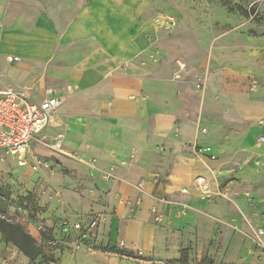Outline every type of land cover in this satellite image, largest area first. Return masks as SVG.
<instances>
[{
    "label": "rangeland",
    "instance_id": "1",
    "mask_svg": "<svg viewBox=\"0 0 264 264\" xmlns=\"http://www.w3.org/2000/svg\"><path fill=\"white\" fill-rule=\"evenodd\" d=\"M36 1L46 12L57 0ZM94 1L63 0L62 29L78 21L80 9ZM5 15H0V21L8 30L12 27L4 26ZM102 24H113L122 43L150 40V47L120 63V72L132 63L151 70L165 65L163 81L175 85L177 98L178 83L183 84L188 115L197 112L203 123L211 120L220 126L210 130L199 126L207 136L190 146L200 161L221 162L227 171L219 190L202 196L215 205L221 203L223 209L218 216L208 210L207 227L186 232V243L175 257L130 254L122 251V239L111 246L105 239L114 219L123 210L132 211L134 202L130 195H119L118 189L126 185L138 191L148 163V173L159 177L169 160L147 161L138 158L136 151L129 157L113 153L112 149H121L111 128L102 125L109 117L97 105L105 101L111 108L114 102L101 90L72 92L63 96L67 101L59 111L60 126L32 141L24 165L12 158L0 163V264H68L78 251L93 254L98 250L106 257L136 264H239L235 250H263L264 236L259 237V232L264 230V142L259 139L264 138V116L244 119L232 106L235 98H242L248 108H264V0H103ZM86 45V39L73 41L62 49L63 61L52 63L51 68L70 71ZM12 50L18 55V48ZM8 54L0 50V82L10 86L20 77L11 76V68L30 60L11 65ZM103 85L109 86L110 81ZM178 123L177 116L176 136ZM251 134L257 145L249 141ZM158 149L168 148L163 144ZM132 175H138L139 181L133 182ZM182 206L187 205L178 202V210ZM188 211L187 206L178 217L187 216ZM94 220L98 227L88 230ZM78 223L87 241L72 229ZM14 240L42 255L28 258Z\"/></svg>",
    "mask_w": 264,
    "mask_h": 264
},
{
    "label": "crops",
    "instance_id": "2",
    "mask_svg": "<svg viewBox=\"0 0 264 264\" xmlns=\"http://www.w3.org/2000/svg\"><path fill=\"white\" fill-rule=\"evenodd\" d=\"M62 1L52 3L50 9L44 12L40 9L42 4L36 0H0V15L10 11L17 13L15 16L5 15L4 26L7 24L12 28L3 30L2 23L0 50L9 52L8 58H20L19 62L22 63L30 60L28 64L13 66L10 74L19 75L18 81L10 86L6 82H0V89L13 87L21 91L30 88L35 102L47 98L48 91L63 97L66 94L68 96V93H79L92 88L108 95L114 102L113 106L109 108L102 101L97 109L103 116L109 117V122L102 125L111 128L112 138L117 140L121 149L119 152L117 149L111 151L120 153L122 157H129L132 151H136L138 158L150 161L158 157L169 160V165L159 176L161 182L158 185L153 183L156 175L148 173L151 168L148 163L143 170L144 181L147 182L143 190H128L126 185L118 189L119 195L134 198L133 210H123L114 219L105 240L113 246L122 239L126 243L122 251L130 254L175 257L186 243L183 239L187 237L186 232L195 231L198 227L204 229L205 225L207 227L211 219L207 214L208 210L213 209L217 215L223 209L221 203L215 205L202 199V196L207 191L216 193L227 171H223L221 162L207 159L200 161L192 152L193 144L196 141L203 142L207 136L199 131V126H204L207 130L212 126H220L217 123L213 125L211 120L203 123L197 112L193 116L188 115L182 98L183 84L178 83L177 98L175 85H167L163 81L165 65L158 64L151 70L132 63L126 71H119L120 63L133 57L139 50L150 47V40L145 37L136 38L134 42H120L115 35L114 25L102 24L103 0L85 4L79 11L80 19L67 29L61 27V16L64 15L60 11ZM79 39L88 40L86 46L89 47L85 48L84 54H78L80 59L72 69L68 72L52 69V63L62 62L65 58L62 49ZM12 47L18 48V55L12 54ZM106 81H110V85L105 87L103 84ZM131 97L134 99L131 100ZM198 98L201 99L200 94ZM241 100L242 98H235L232 109L242 118L258 119L264 116L263 107L248 108ZM66 101L64 98L63 105ZM63 105L44 132L51 127L60 126L59 111ZM177 116L178 122L180 121L178 136L174 134ZM100 133L104 135L105 131L101 130ZM249 141L257 145L253 134ZM163 144L168 149L161 152L158 148ZM131 179L133 182L139 181L138 175H132ZM155 196L168 200L167 204L160 206L165 218L158 226L151 214V209L156 204ZM178 202L189 207L187 216L178 217ZM261 227L264 229V221ZM168 245L170 250H166ZM235 255L239 264H264L262 250H235ZM110 261L115 264H136L117 256L106 257L100 250L93 254L78 251L67 263L109 264Z\"/></svg>",
    "mask_w": 264,
    "mask_h": 264
},
{
    "label": "built area",
    "instance_id": "3",
    "mask_svg": "<svg viewBox=\"0 0 264 264\" xmlns=\"http://www.w3.org/2000/svg\"><path fill=\"white\" fill-rule=\"evenodd\" d=\"M8 61L16 63L20 61V58L9 57ZM47 93V98L41 102H35L33 90L30 88L21 91L13 87L0 89V163L12 158L24 165L32 141L43 134L52 122L53 116L64 103L63 97L55 96L52 91ZM259 141L260 143L264 142V138H260ZM209 156L215 159L213 154H209ZM160 182L161 179L155 176L153 183L158 185ZM146 184L147 182L144 181L139 189L143 190ZM154 200L156 204L151 209V214L154 222L159 225L164 222L165 218L160 206L167 204L168 200L162 196H155ZM186 208L187 206H182L177 214L180 216L185 214ZM97 227L98 222L94 220L90 222L87 229H96ZM72 229L80 232L84 241L88 238L86 234L81 233V224L73 225ZM263 236L264 230L259 232V237ZM120 245L124 246L125 242L122 241ZM89 247L93 249L94 245L89 244ZM261 248L264 252V245H261Z\"/></svg>",
    "mask_w": 264,
    "mask_h": 264
},
{
    "label": "trees",
    "instance_id": "4",
    "mask_svg": "<svg viewBox=\"0 0 264 264\" xmlns=\"http://www.w3.org/2000/svg\"><path fill=\"white\" fill-rule=\"evenodd\" d=\"M25 239L27 241V243H31L34 246V241L28 237L25 236ZM11 240V239H10ZM13 241V240H12ZM14 242L18 245V247L21 249V251L30 259H35L38 256L42 255L40 250H28L27 247H25L23 244L18 243L17 241L14 240Z\"/></svg>",
    "mask_w": 264,
    "mask_h": 264
},
{
    "label": "bare ground",
    "instance_id": "5",
    "mask_svg": "<svg viewBox=\"0 0 264 264\" xmlns=\"http://www.w3.org/2000/svg\"><path fill=\"white\" fill-rule=\"evenodd\" d=\"M1 28V27H0Z\"/></svg>",
    "mask_w": 264,
    "mask_h": 264
}]
</instances>
